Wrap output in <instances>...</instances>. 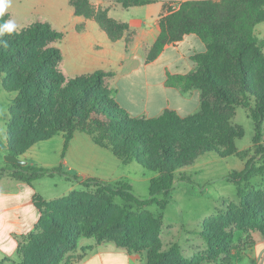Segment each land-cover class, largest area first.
<instances>
[{"label":"trees","instance_id":"trees-1","mask_svg":"<svg viewBox=\"0 0 264 264\" xmlns=\"http://www.w3.org/2000/svg\"><path fill=\"white\" fill-rule=\"evenodd\" d=\"M156 1L115 0L125 8ZM170 1L163 2L159 33L145 61H153L165 45L179 41L185 34L193 33L204 43L203 52L190 56L196 63L194 71L167 72L165 79L166 86L181 92L199 91V106L193 113L181 116L175 110L165 109L152 117L129 114L116 102L114 89L104 84V76L111 73L97 70L64 77L59 68L60 51L49 45L61 40L63 33L47 22H33L0 37L7 42V46L0 44L2 84L5 91L16 92L6 124L8 154L20 156L33 144L60 134L64 139L63 158L74 133L84 132L93 142L109 148L118 159H135L144 168L158 171V179L150 183L151 199L168 193L174 181H191L182 168L194 163L201 154L246 158L248 150H238L234 144L235 139L242 136V130L230 124L226 108L238 105L247 109L255 122L258 139L264 130L261 127L264 117V53L261 48L264 41L254 29L264 21V0H181L176 7H171ZM70 5L76 15L94 19L112 41L132 35L127 22L109 17L106 8L95 7L90 0H70ZM7 19L8 14H4L0 24ZM257 152L264 155V150ZM255 160L252 156L242 170L230 173L228 178L240 185L251 176ZM3 162L0 176L7 175L27 183L55 174L88 183L101 182L95 177L70 173L61 165L37 167ZM240 196L247 215L235 222V230L264 234V208L248 201L242 190ZM41 200L35 198L41 216L34 229L55 223L54 216L44 210ZM235 230L214 232L204 227L200 234L206 242L205 252H196L191 258L179 255L174 264L211 261L230 264L232 254L248 240L235 243ZM64 231L60 235L66 239ZM41 236V233L28 236L29 241H25V234L18 237L16 253L23 259L16 264H33L31 253L39 255L40 247L44 250L48 247ZM8 260L10 258L4 257L0 264H12L7 263Z\"/></svg>","mask_w":264,"mask_h":264},{"label":"rangeland","instance_id":"rangeland-1","mask_svg":"<svg viewBox=\"0 0 264 264\" xmlns=\"http://www.w3.org/2000/svg\"><path fill=\"white\" fill-rule=\"evenodd\" d=\"M179 1L171 0L169 5L176 7ZM254 31L264 41V21ZM261 50L264 53V45ZM3 78L2 75L0 121L10 116L16 95L5 91ZM226 111L230 124L242 130V136L234 144L238 150H248V156L242 159L235 155L201 154L194 163L182 168L191 181H174L168 193L153 199L149 196L150 183L158 179V171L144 168L135 159H118L109 148L93 141L95 171L82 176L98 178L102 183L66 179L58 174L46 176V190H53L57 196L41 201L55 223L25 234V241H29L31 235L41 233L48 243L45 250L40 247L39 255L31 253L33 264H74L92 248L104 246L125 248L142 264H174L179 255L191 258L196 252H205L206 242L200 234L204 227L214 232L235 230V222L247 215L242 207L241 190L246 192L248 201L264 208V155L257 152L264 150V130L256 139V125L247 109L232 105ZM261 127L264 129V117ZM0 129L2 147L4 126ZM79 133L92 140L88 134ZM59 136L55 134L38 145L55 149ZM252 156L256 160L251 176L240 185L232 182L228 175L242 170ZM38 158L49 163L52 160L47 155ZM3 163L0 161V165ZM61 231L66 239L60 235ZM4 257L10 258L6 262L12 264L23 259L16 252L0 253V260Z\"/></svg>","mask_w":264,"mask_h":264},{"label":"crops","instance_id":"crops-1","mask_svg":"<svg viewBox=\"0 0 264 264\" xmlns=\"http://www.w3.org/2000/svg\"><path fill=\"white\" fill-rule=\"evenodd\" d=\"M90 2L95 7L106 8L109 17L127 22L132 35L110 40L94 19L76 15L70 0H10V6L4 14H8L7 21L15 22L16 28L33 22H47L53 29L62 32V39L52 44L60 51L59 68L62 75L69 78L97 70L111 73L104 76V84L114 89L113 97L129 114L152 117L165 109L175 110L181 116L193 113L199 106V91L190 89L181 92L166 86L165 79L167 72L185 74L194 71L196 63L190 56L203 52L204 43L193 33L185 34L179 41L165 45L162 52L147 63L146 53L159 33L158 21L164 0L128 8L115 0ZM9 117L0 121V128L4 126L5 137L0 147V161H5L2 156L8 154L6 124ZM59 137L55 149L39 146V141L18 157L32 166L61 165L70 173L81 176L94 174L96 162L92 140L83 133H74L62 158L64 139ZM46 155L52 157L51 163L38 158ZM45 179L27 183L7 175L0 176V253L14 254L17 237L34 229L41 216L35 198L51 199L57 196L53 195V190H46ZM246 238L248 240L244 246L232 254L230 264H264V234L241 229L233 232L235 243L244 242ZM74 264L142 263L125 248L104 246L92 248ZM201 264L216 263L211 261Z\"/></svg>","mask_w":264,"mask_h":264},{"label":"clouds","instance_id":"clouds-1","mask_svg":"<svg viewBox=\"0 0 264 264\" xmlns=\"http://www.w3.org/2000/svg\"><path fill=\"white\" fill-rule=\"evenodd\" d=\"M10 6V0H0V17L3 16L5 11L9 8ZM16 30V24L12 20H8L2 24H0V37L3 35L11 34ZM0 44H4V46H7V42L0 40Z\"/></svg>","mask_w":264,"mask_h":264},{"label":"water","instance_id":"water-1","mask_svg":"<svg viewBox=\"0 0 264 264\" xmlns=\"http://www.w3.org/2000/svg\"><path fill=\"white\" fill-rule=\"evenodd\" d=\"M4 160L7 161V162H12V163L21 164V165L26 164L25 160L19 158L16 155H13V154L4 155Z\"/></svg>","mask_w":264,"mask_h":264}]
</instances>
